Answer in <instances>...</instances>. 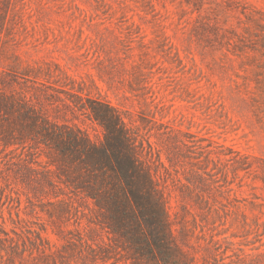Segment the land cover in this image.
Listing matches in <instances>:
<instances>
[{"label": "rangeland", "instance_id": "374dc122", "mask_svg": "<svg viewBox=\"0 0 264 264\" xmlns=\"http://www.w3.org/2000/svg\"><path fill=\"white\" fill-rule=\"evenodd\" d=\"M0 94L97 143L110 103L193 264H264V0H0ZM44 151L0 141V264H105Z\"/></svg>", "mask_w": 264, "mask_h": 264}, {"label": "trees", "instance_id": "16d2710c", "mask_svg": "<svg viewBox=\"0 0 264 264\" xmlns=\"http://www.w3.org/2000/svg\"><path fill=\"white\" fill-rule=\"evenodd\" d=\"M84 107L104 130L100 143L43 118L26 101L0 94V110L8 115L0 121V141L6 147L45 148L48 181L56 175L69 190L60 202L68 207L76 200L86 207L88 221L114 242L94 248L82 237L89 258L105 264H193L174 240L165 191L123 117L99 99Z\"/></svg>", "mask_w": 264, "mask_h": 264}]
</instances>
